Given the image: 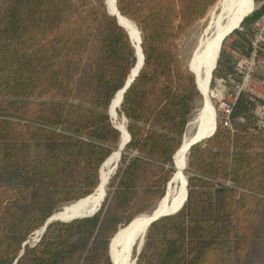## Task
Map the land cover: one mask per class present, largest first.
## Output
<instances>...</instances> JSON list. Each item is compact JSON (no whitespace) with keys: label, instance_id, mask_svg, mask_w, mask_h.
I'll use <instances>...</instances> for the list:
<instances>
[{"label":"trees","instance_id":"obj_1","mask_svg":"<svg viewBox=\"0 0 264 264\" xmlns=\"http://www.w3.org/2000/svg\"><path fill=\"white\" fill-rule=\"evenodd\" d=\"M217 1L116 0L143 56L118 111L129 141L99 210L50 223L31 246L32 233L99 186L120 143L109 108L136 65L135 49L106 0H0V264H113L112 239L164 198L175 173L200 102L178 44ZM262 17L264 0L232 33L230 52L221 49L211 84L232 73L233 54L250 57L247 28ZM259 104L242 93L229 117L235 127L223 118L190 148L186 200L149 225L135 264H264Z\"/></svg>","mask_w":264,"mask_h":264},{"label":"bare ground","instance_id":"obj_2","mask_svg":"<svg viewBox=\"0 0 264 264\" xmlns=\"http://www.w3.org/2000/svg\"><path fill=\"white\" fill-rule=\"evenodd\" d=\"M106 3L110 10L115 13L114 0H106ZM218 3V6L215 7L214 11L209 16L202 37L193 50L191 57V69L197 78V89L204 95L208 94L209 73L213 68L214 62L218 55L219 43L222 37L232 28H234L241 18L249 13L252 5L251 0H219ZM118 18L120 24L130 34L131 39L133 41L136 39L137 42L138 31L134 24L128 19L125 20L122 16ZM136 42H134V45L136 46V52L138 54L139 61L140 55ZM135 73L136 69L132 71V74H130L129 80ZM119 101L120 93L117 94L110 106V116L114 120L117 119L116 111L119 108ZM209 113L210 114L207 116V114L204 112L201 119L196 121L197 123L195 125L197 129L195 127L192 141L198 140L202 137H208L213 133L215 129V122L213 124V121H215V115L212 108L210 109ZM115 127L120 131L121 143H125L128 137L123 119L119 121V124H117ZM188 146L189 139H185L181 149L176 153L177 155L175 156V165L177 166L178 171L173 178L174 186L171 185L168 188L166 197L160 201L157 208L154 209L150 214L138 216L127 226V228L119 231L118 234L113 238L111 243V256L113 259V264H132L130 260V251H132L133 246H135L132 244L135 238L139 239L137 246L140 248L142 237H144L143 235L145 233V229L150 221L158 216L174 212L184 201L185 177L182 171L184 170V158L187 153ZM117 160L118 152H114L104 163L102 166V171H100L101 184L92 195L80 202L73 203L71 207L67 208L66 210L57 212L55 215H53V218L61 221H68L73 218L84 217L86 215L88 216L89 214L98 211V208L100 207L106 192L105 184L108 176L111 173L110 168L114 166ZM39 233L40 232H37L36 234L39 235ZM128 238V244L126 245L125 243L124 245V239L126 241ZM117 245H119L120 248H118ZM117 249H119V251Z\"/></svg>","mask_w":264,"mask_h":264},{"label":"rangeland","instance_id":"obj_3","mask_svg":"<svg viewBox=\"0 0 264 264\" xmlns=\"http://www.w3.org/2000/svg\"><path fill=\"white\" fill-rule=\"evenodd\" d=\"M218 2H219V0L208 11L206 16L203 19H201L200 21H198L197 23H195L192 26V28L187 32V34H185L181 38V40L179 41V44H178L179 57H180L181 62L185 66H187V68L189 66V63H190V60H191V57L193 54V50L195 49V47L198 44V41L202 37V34L204 31L205 25L207 23V20L209 19V16L211 15V13L214 11L215 7L218 6V4H219ZM262 2H263V0H254L253 12L255 10L259 9V7H261ZM263 22H264V17H262L259 20V22H257V25H255L254 27L248 26V28H247L248 37L250 39H253L254 33H256L257 30H259L262 27ZM239 30H241V27L239 28ZM234 39H235V37L232 36V34L229 35L225 39V41H224L225 43L223 42L224 45L222 43L221 49H224L225 51L230 52L229 45ZM259 45H260L261 49H262V47L264 49V40ZM221 49H220V51H221ZM261 53H264V50H262ZM256 56L257 57L254 59V61H251L250 57L249 58H242V57H239V56L233 54V57H234L233 59H234V62L236 63V65H235V68L232 71V73L226 74V77H224L223 80H221V78H214L213 84H211V82L209 83L208 95H209V99H210V102H211V105H212V108L214 111V115H215V126L217 123H220L221 121H223V118H224V113L221 110V104L222 103H228V102L232 101L231 97L233 94V89H232L231 83H229L227 80L228 75H231L236 81H239L241 79V76L243 74H245V72L247 70H249L250 71V81L248 82V86L246 87V90L244 93L249 95L250 97L256 99L257 101H260L261 102V104H259L260 106L264 105V57H263V55L258 57L257 54H256ZM252 62H253V64H252ZM212 75H213V73H212ZM220 76H222V75H220V74L217 75V77H220ZM211 81H212V78H211ZM203 104H204V100H203V97L200 95L199 105L197 106V109L195 110V112H194V114L190 120V123L187 126L184 138L188 137L193 132H195V129H194L195 126L193 125V122L197 119L201 110L203 109ZM233 106H232V108H233ZM118 111H119V109H117V111H116L117 119L114 120L110 117L114 126H117V124H119V121H121L122 119L125 122L124 117L118 116ZM256 114H257V112H255V119L257 117ZM109 115H110V113H109ZM125 124H126V122H125ZM229 126L232 129L235 127V124L233 123L232 125H229ZM115 152H118V151H115ZM118 158H119V152H118ZM110 169H111V171H110L111 173L108 177H111L115 171L114 166L111 167ZM100 171H102V169ZM183 175L185 177V171H184ZM172 186H174V184H172ZM167 187H168V185H167ZM105 191H106V187H105ZM79 201H81V200H79ZM72 204L65 206L60 211L66 210L67 208L71 207ZM158 205H159V202L150 211H148L147 213H145L143 215L150 214L151 211L153 209H156ZM37 232H40V231L38 230V231L32 233V235L26 241L27 244L33 246L34 242H36V240H37V234H36ZM129 238L126 239V241L124 239V242H123L124 245H125V243H126V245L128 244ZM138 241H139V239L135 238V240L132 242V244L135 245V246H133L132 251H130L131 252L130 253L131 254L130 260H131L132 264H133L134 260L136 259L137 252L139 250V248H138L139 246H137ZM117 246H118V248H120L119 245H117ZM117 250L119 251V249H117ZM110 255H111V251H110Z\"/></svg>","mask_w":264,"mask_h":264},{"label":"water","instance_id":"obj_4","mask_svg":"<svg viewBox=\"0 0 264 264\" xmlns=\"http://www.w3.org/2000/svg\"><path fill=\"white\" fill-rule=\"evenodd\" d=\"M251 2H252V5H251V10L249 11V13H247L243 18H241V20L236 24V26H235L234 28H232L229 32H227V33L222 37V39H221V41H220V43H219L218 55H217L216 60H215V62H214V66H213V68L211 69V71H210V73H209V83L211 82L212 73H213V71H214L215 68H216V63H217V60H218V58H219V53H220V49H221V45H222L223 41H224L229 35H231L234 31L239 30V28L241 27V25H242L244 19L247 18L249 15H251V14L253 13V9H254V6H253L254 4H253V3H254V0H251ZM106 4H107V3H106ZM106 6H107V11H108V13H109L111 16H113V17L116 19L118 25H119L120 27H122V28L127 32L128 36H129V38H130V40H131V42H132V45H133V47H134V49H135L136 65H135V67L132 69V71L136 69V73L133 74V76H132V78H131L130 80H129V77H128L127 82H126L124 88H123L121 91H119V92L117 93V94L120 93V101H119V108H118V109H120V104H121V102H122L123 94H124L125 91L128 89V87L130 86V84L132 83V81L134 80V78L137 76L139 70H140L141 67H142V64H143V56H142V52H141V49H140V35H139V32H138V41H137L138 43H137V42H136V39L133 41V40L131 39L130 34L128 33V31H127V30H126V29L120 24V21H119V18H118V17H120L121 15H120V13H119L118 10H117V7H116V0H114V9H115V13H113V12L110 10V8L108 7V5H106ZM119 15H120V16H119ZM124 19L126 20V18H124ZM134 26H135V25H134ZM137 31H138V30H137ZM134 42H136V44H137V46H138V51H139V55H140V60H139V61H138V54H137V52H136V46L134 45ZM191 60H192V58H191ZM191 60H190V63H189L188 69H189V71L194 75V72H193L192 69H191ZM132 71L130 72V74H132ZM129 76H130V75H129ZM196 80H197V78H196L195 75H194V81H195V85H196V89H197ZM209 83H208V89H209ZM197 91H198V93L203 97L204 104H203V109L201 110L199 116H198L197 119L193 122V125H194L195 127H196L195 124L197 123L196 121L201 119V117L203 116L204 112H205V114H207V116H208V115L210 114V113H209V112H210V109L212 108V105H211V102H210V99H209L208 94L204 95V94H202L198 89H197ZM117 94H116V96H117ZM116 96H115V97H116ZM115 97H114V98H115ZM110 106H111V105H110ZM109 109H110V108H109ZM212 110H213V108H212ZM109 111H110V110H109ZM214 122H215V121H214ZM195 127H194V129H195ZM115 128H116V127H115ZM116 129H117V128H116ZM117 130H118V129H117ZM118 131H119V130H118ZM214 131H215V129H214ZM214 131H213V133H214ZM119 132H120V131H119ZM126 133H127V130H126ZM213 133H212L210 136H208V137H202V138H200V139H198V140L192 141V137H193V134H194V132H193L191 135H189L188 137H185V138L183 139L184 141H185V139H186V140L189 139V146H188V149H187V153H186V155H185V158H184V170H183L182 173H184L185 168H186V158H187V155H188V153H189L190 148H191L193 145H195V144H197V143L203 141L204 139L211 137V136L213 135ZM127 137H128L127 141H126L125 143H123V144L121 143V138H120V143H119V145H118V149L116 150V151L119 152V158H118V161H119V159H120L121 152L123 151V148L125 147V145H126V144L128 143V141H129L128 133H127ZM184 141H183V143H184ZM183 143H182V144H183ZM181 147H182V145H181ZM181 147H180V149H181ZM180 149H179V150H180ZM179 150H178V151H179ZM108 159H109V158H108ZM108 159H107V160H108ZM107 160H106V161H107ZM106 161H105V162H106ZM118 161H117L116 164L114 165V169H116ZM105 162H104V163H105ZM104 163L102 164V166L104 165ZM102 166H101L100 170L102 169ZM177 171H178V170H177V166L175 165V173H174L173 177L171 178L170 182L168 183L167 191H168V188H169L172 184H174V182H173V178H174V176L176 175ZM109 179H110V177H108V179H107V181H106V184H105V187H106V185H107ZM100 184H101V180H100V177H99V186H100ZM186 185H187V181H186V178H185V184H184L185 198H184V201L182 202V204H181V205H180V206H179L174 212L169 213V214H164V215L158 216V217L154 218L153 220H151L150 223L147 225V227H146V229H145V233H144V235H143L144 237H142L141 246H140V248H139V250H138V252H137V256H138V254L140 253L141 248H142V246H143V244H144V239H145L146 231H147L149 225H150L151 223L155 222L156 220H158L159 218H162V217H164V216H168V215H172V214H174V213H177V212L181 209V207L183 206V204H184V202H185V200H186ZM99 186L97 187V189L99 188ZM97 189H96V190H97ZM167 191H166V194H165L164 198H165L166 195H167ZM105 195H106V192H105V194H104V198H105ZM164 198H163V199H164ZM163 199H162V200H163ZM103 200H104V199H103ZM103 200H102V202H103ZM162 200H161V201H162ZM159 203H160V202H159ZM98 210H99V208H98ZM153 210H154V209H153ZM153 210H152V211H153ZM152 211H151V212H152ZM96 212H97V211H96ZM96 212H94L93 214L88 215V216L79 217V218H73V219H70V220H68V221H66V222H65V221L56 220V219H54L53 217H51L50 219L47 220V222L45 223L44 227H42V228L39 230V231H40V234L37 235V236H38V237H37V240H36V242H34L33 246H34L37 242H39L40 237L43 235V233L45 232L46 227H47L50 223L55 222V221H59V222H63V223H67V222H71V221L76 220V219H81V218L91 217V216H93ZM111 242H112V241H111ZM26 244H27V242H26L24 245H26ZM24 245H23V246H24ZM110 245H111V244H110ZM109 253H110V251H109ZM21 254H22V253H21ZM20 256H21V255H20ZM136 260H137V257H136V259L134 260L133 264L136 263Z\"/></svg>","mask_w":264,"mask_h":264},{"label":"built area","instance_id":"obj_5","mask_svg":"<svg viewBox=\"0 0 264 264\" xmlns=\"http://www.w3.org/2000/svg\"><path fill=\"white\" fill-rule=\"evenodd\" d=\"M264 40V22L262 23V27L257 30L256 33L253 35V39L251 40V53H250V60L254 61L257 57V50L259 44ZM253 64V62H252ZM227 80L231 83L233 94H232V101L228 103L221 104V110L224 113V125L229 126V117L232 112V106L237 101L238 97L245 92L246 87L248 86V82L250 81V71L247 70L245 74L241 76V81H236L231 75H228ZM255 120V126L258 128L264 129V105H261L257 109Z\"/></svg>","mask_w":264,"mask_h":264},{"label":"crops","instance_id":"obj_6","mask_svg":"<svg viewBox=\"0 0 264 264\" xmlns=\"http://www.w3.org/2000/svg\"><path fill=\"white\" fill-rule=\"evenodd\" d=\"M259 22V21H258ZM257 25V24H256ZM259 107V106H258ZM258 107H257V109H258ZM256 109V110H257ZM257 112V111H256ZM213 124H214V121H213ZM212 127V126H211ZM214 128V127H213ZM196 129H197V127H196ZM177 155V154H176ZM96 212V211H95ZM93 214V213H92ZM89 215H91V214H89ZM87 216V215H86Z\"/></svg>","mask_w":264,"mask_h":264}]
</instances>
